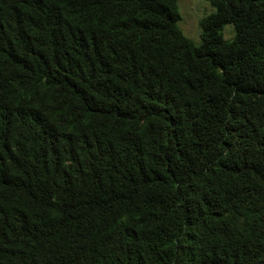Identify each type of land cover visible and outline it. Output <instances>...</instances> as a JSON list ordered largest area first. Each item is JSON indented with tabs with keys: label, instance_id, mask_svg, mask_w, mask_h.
I'll return each mask as SVG.
<instances>
[{
	"label": "trees",
	"instance_id": "obj_1",
	"mask_svg": "<svg viewBox=\"0 0 264 264\" xmlns=\"http://www.w3.org/2000/svg\"><path fill=\"white\" fill-rule=\"evenodd\" d=\"M209 2L0 0V264H264V0Z\"/></svg>",
	"mask_w": 264,
	"mask_h": 264
},
{
	"label": "rangeland",
	"instance_id": "obj_2",
	"mask_svg": "<svg viewBox=\"0 0 264 264\" xmlns=\"http://www.w3.org/2000/svg\"><path fill=\"white\" fill-rule=\"evenodd\" d=\"M181 22L180 27L184 34L198 42L201 36L200 21L213 12V7L209 0H178ZM226 37L232 34V28H225Z\"/></svg>",
	"mask_w": 264,
	"mask_h": 264
}]
</instances>
